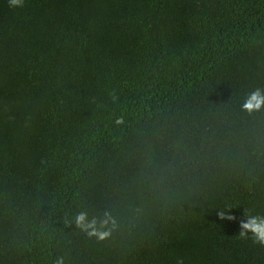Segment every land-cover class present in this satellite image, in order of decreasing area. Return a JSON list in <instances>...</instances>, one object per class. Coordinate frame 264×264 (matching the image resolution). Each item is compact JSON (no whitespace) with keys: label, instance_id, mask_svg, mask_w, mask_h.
<instances>
[{"label":"trees","instance_id":"16d2710c","mask_svg":"<svg viewBox=\"0 0 264 264\" xmlns=\"http://www.w3.org/2000/svg\"><path fill=\"white\" fill-rule=\"evenodd\" d=\"M258 88L264 0H0V264H264Z\"/></svg>","mask_w":264,"mask_h":264},{"label":"clouds","instance_id":"9594fccd","mask_svg":"<svg viewBox=\"0 0 264 264\" xmlns=\"http://www.w3.org/2000/svg\"><path fill=\"white\" fill-rule=\"evenodd\" d=\"M9 7L23 8L25 0H8ZM242 110L252 114L264 110V90L255 89L245 99ZM217 217L220 220L236 221L237 217L231 214V209L218 210ZM76 227L85 232L89 237H95L98 240H105L111 235L112 229L116 226L115 219L109 212H105L104 219L100 221V227H97L96 218L89 219L87 213L80 212L74 217ZM111 224V228H109ZM238 236L241 238H251L254 244L264 247V215H254L244 210L242 218L239 219ZM55 264H64V258L58 257Z\"/></svg>","mask_w":264,"mask_h":264}]
</instances>
